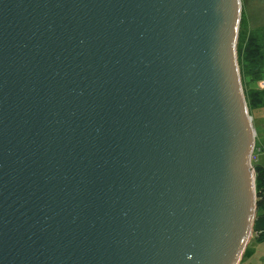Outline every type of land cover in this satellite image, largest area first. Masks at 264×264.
Listing matches in <instances>:
<instances>
[{"label": "water", "instance_id": "obj_1", "mask_svg": "<svg viewBox=\"0 0 264 264\" xmlns=\"http://www.w3.org/2000/svg\"><path fill=\"white\" fill-rule=\"evenodd\" d=\"M240 0H0V264H239L256 215Z\"/></svg>", "mask_w": 264, "mask_h": 264}, {"label": "trees", "instance_id": "obj_2", "mask_svg": "<svg viewBox=\"0 0 264 264\" xmlns=\"http://www.w3.org/2000/svg\"><path fill=\"white\" fill-rule=\"evenodd\" d=\"M256 33L244 36L239 34V44L237 46V60L242 77L248 81H258L264 72V26ZM245 99L249 109L264 106V90H247ZM253 154L259 152L262 146L255 148ZM251 164L255 170V190H256V215L253 224V235L256 242H264V164L252 160ZM253 250L249 255L252 256Z\"/></svg>", "mask_w": 264, "mask_h": 264}, {"label": "rangeland", "instance_id": "obj_3", "mask_svg": "<svg viewBox=\"0 0 264 264\" xmlns=\"http://www.w3.org/2000/svg\"><path fill=\"white\" fill-rule=\"evenodd\" d=\"M240 1H241V16H240L239 34L241 35L242 32L246 37L250 33L259 32L262 29L261 27L264 26V0H240ZM239 34H238L237 46L239 44ZM239 72L241 76V84H242L244 96L247 90L249 89L264 90V86H261V83L264 81V72L262 78L259 79L257 82L248 81V79L242 77L240 68H239ZM248 112L249 115L251 116L252 125L255 130V141L257 147L260 148V146H262V149L259 152L255 151V154L252 153L251 162L252 160H255L257 163L264 164V106L258 108H251V109L248 108ZM251 250L254 251L252 256L249 255ZM239 264H264V242L261 243L256 242L253 233L245 248V251L243 253V256Z\"/></svg>", "mask_w": 264, "mask_h": 264}, {"label": "built area", "instance_id": "obj_4", "mask_svg": "<svg viewBox=\"0 0 264 264\" xmlns=\"http://www.w3.org/2000/svg\"><path fill=\"white\" fill-rule=\"evenodd\" d=\"M261 86H264V81L261 83Z\"/></svg>", "mask_w": 264, "mask_h": 264}]
</instances>
